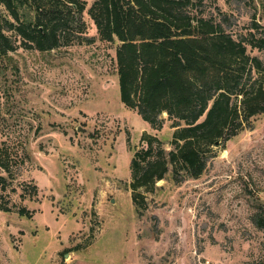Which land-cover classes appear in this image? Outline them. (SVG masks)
I'll return each mask as SVG.
<instances>
[{
    "label": "rangeland",
    "instance_id": "rangeland-1",
    "mask_svg": "<svg viewBox=\"0 0 264 264\" xmlns=\"http://www.w3.org/2000/svg\"><path fill=\"white\" fill-rule=\"evenodd\" d=\"M93 1L81 38L50 51L18 39L0 54V264H264L254 220L264 213V113L214 146L199 177L175 179L170 164L136 191L137 208L134 151L145 133L172 149L175 128L165 113L155 129L121 101L120 41L100 38ZM197 5L234 38L264 33V0ZM248 54L264 68V49Z\"/></svg>",
    "mask_w": 264,
    "mask_h": 264
},
{
    "label": "trees",
    "instance_id": "trees-1",
    "mask_svg": "<svg viewBox=\"0 0 264 264\" xmlns=\"http://www.w3.org/2000/svg\"><path fill=\"white\" fill-rule=\"evenodd\" d=\"M89 0H0L7 15L0 24V54L27 49L50 51L84 36L83 13ZM199 0H94L88 12L102 40L117 38L121 101L160 130L167 114L175 128L167 150L145 133L131 161L133 200L151 188L173 165L180 174L199 177L222 139L235 136L253 116L264 113V68L248 45L264 49V33L238 39L197 11ZM72 19V20H71ZM77 24L76 29L69 25ZM94 40L83 37L79 40ZM262 69L253 80V70ZM259 72V71H258ZM25 214V210L21 211ZM264 229V213L254 217Z\"/></svg>",
    "mask_w": 264,
    "mask_h": 264
},
{
    "label": "water",
    "instance_id": "water-1",
    "mask_svg": "<svg viewBox=\"0 0 264 264\" xmlns=\"http://www.w3.org/2000/svg\"><path fill=\"white\" fill-rule=\"evenodd\" d=\"M80 130H82V129L80 128Z\"/></svg>",
    "mask_w": 264,
    "mask_h": 264
}]
</instances>
